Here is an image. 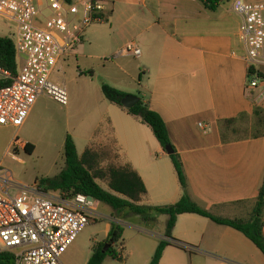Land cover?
Segmentation results:
<instances>
[{
	"label": "crops",
	"instance_id": "1",
	"mask_svg": "<svg viewBox=\"0 0 264 264\" xmlns=\"http://www.w3.org/2000/svg\"><path fill=\"white\" fill-rule=\"evenodd\" d=\"M257 1L264 3L244 0ZM33 2L38 20L50 15L45 0ZM206 3L107 0L103 21L83 28L81 42L58 58L59 69L52 70L49 77L62 83L59 72H63V55H72L75 62L87 65L91 72L96 64L105 66L100 82L137 93L163 117L168 139L183 166L184 191L189 197L213 215L238 218L248 224L253 220L257 188L264 173V134L222 140L219 119L239 111L250 115L256 104L264 108V64L258 65L261 80L247 87L245 46L238 34L241 16L229 10L230 0H217L211 8ZM128 41L138 45L140 52L116 54ZM87 47L96 52L87 51ZM107 54L113 57L105 59ZM15 60L18 68L19 60ZM108 100L110 103L105 104L95 125L80 129L83 148L95 140L103 143L109 137L117 150V162H129L142 179L146 192L140 204L176 202L184 191L168 153L149 126ZM35 102L23 123L13 128L42 118ZM71 138L80 154L72 134ZM26 141L31 140H23ZM47 193L63 192L51 189ZM153 216L145 220L155 228L153 238L142 240L145 245L136 249L142 253L141 264L151 257L158 238L168 240L163 234L166 215L155 212ZM174 217L170 235L184 246L169 241L156 264H226L229 259L241 264H264L263 250L237 226L188 210L178 211ZM102 222L104 238L111 221Z\"/></svg>",
	"mask_w": 264,
	"mask_h": 264
},
{
	"label": "built area",
	"instance_id": "2",
	"mask_svg": "<svg viewBox=\"0 0 264 264\" xmlns=\"http://www.w3.org/2000/svg\"><path fill=\"white\" fill-rule=\"evenodd\" d=\"M106 1L45 0L50 15L38 20L33 0H0V17L14 23V56L19 60L16 75L0 86V125L19 127L41 93L59 103L68 101L63 84L49 76L59 69L58 58L81 42L83 28L103 21ZM229 10L241 16L238 34L245 46L247 67L264 64V3L230 0ZM139 52V46L128 41L116 54ZM5 75L9 70L0 66V76ZM261 78L253 73L246 86H254ZM11 140L10 144L25 145L16 135ZM7 153L14 156L10 150ZM9 177L5 172L0 178V249L13 253L11 264H62L60 255L77 231L98 215L94 199L81 191L48 194L35 180L13 184ZM9 185L14 186L13 193L7 190ZM261 217L264 236V207ZM226 264L241 263L229 259Z\"/></svg>",
	"mask_w": 264,
	"mask_h": 264
},
{
	"label": "trees",
	"instance_id": "3",
	"mask_svg": "<svg viewBox=\"0 0 264 264\" xmlns=\"http://www.w3.org/2000/svg\"><path fill=\"white\" fill-rule=\"evenodd\" d=\"M68 2L69 0H65ZM206 5L211 8L217 0H202ZM14 42L13 39L2 35L0 37V66H3L9 70V75L0 76V86L9 82L13 76L17 73V63L14 56ZM261 75L260 69L253 65L247 67V80L250 79L253 73ZM102 93L111 101L127 113H131L139 118V120L145 123L151 129V133L159 141L164 148L166 144H171L166 132V126L164 119L154 108L152 109L148 103L144 102L142 98H139L133 104L128 107H123L121 104V98L126 94L125 91L114 87V85L102 81L99 84ZM245 118L249 119L250 133H238L233 132L238 128L235 121L238 122ZM219 134L222 140L230 139V137H244L255 136L257 134H264V108L261 105L256 104L252 107L250 115L239 111L235 115L228 118L219 119ZM63 167L60 168L52 176H45L36 179L42 190L58 189L65 194L75 193L81 191L87 196L92 197L94 200L106 202L111 209L121 214V211H132L142 217L144 220L153 219V213L162 212L166 215L167 220L165 223V229L163 234L168 237L163 239L158 238L157 244L153 250V253L146 264H156L158 257H160L164 246L168 243L175 242L177 245L184 246L183 243L177 242L170 235L172 225L174 223L175 214L181 210H188L201 215H207L213 218V220L222 223L233 224L241 229L247 237L255 242L264 253V236L262 235L260 224L261 217L260 212L264 205V173L261 182L258 184V194L256 197L255 206L253 209V220L251 223H245L238 218H223L213 215L206 208H202L195 201H193L188 193L184 191L185 176L183 172V166L181 165L179 154L173 148L171 153H168L172 166L177 173L180 186L183 189V193L179 199L170 204H154L145 205L140 204L139 200L145 194V188L142 183V179L139 176L137 170L129 164V162H112V160H106L102 165L100 162L109 154V146L95 145L90 143L85 145L80 154L77 153L75 143L72 140L68 132L63 136ZM33 143L26 141L25 149H31ZM115 160H117V150L115 147ZM96 178H105L106 186H100L96 182ZM123 226L119 222L111 221L110 227L104 236V241L109 242L106 248L101 250V244L94 246L90 256H88L85 264H99L103 256L110 254L112 257H118L117 252L113 248V243L119 238ZM13 253L8 249H0V264H11Z\"/></svg>",
	"mask_w": 264,
	"mask_h": 264
},
{
	"label": "rangeland",
	"instance_id": "4",
	"mask_svg": "<svg viewBox=\"0 0 264 264\" xmlns=\"http://www.w3.org/2000/svg\"><path fill=\"white\" fill-rule=\"evenodd\" d=\"M1 35L13 38V22L4 17H0V37ZM86 50L92 53L96 52L89 47ZM105 57L108 59L113 55L107 54ZM61 59L63 72H59V74L63 75L62 83L67 91L68 101L65 104L59 103L54 98L41 93L36 97L35 105L43 113L42 118L19 129H15L11 125L0 126V178L7 172L10 175L9 180L13 184H26L34 179L55 174L63 167L64 133L68 132L70 136L72 134L75 137L77 148L81 152L84 145L83 139L79 138L80 129L92 128L96 123L95 120L103 115L105 104L110 103L99 87L101 73L105 66L96 64L91 72L87 65L75 62L72 55L65 57L63 55ZM235 123L238 128L233 132L234 134L251 132L248 118L242 121L239 119ZM14 135L22 140L30 139L34 146L31 149H25V145L23 147L15 143L7 145ZM94 143H96L95 145L107 144L110 149L109 154L102 159L100 165L106 160L117 161L112 139L108 137L103 143L97 142V140ZM7 150L13 152L14 156H10ZM95 180L100 186L107 187L105 178H96ZM14 189L13 185H9L7 190L13 193ZM93 202L98 215L94 221H90L77 231L72 245L67 247V250L65 249L64 254L62 253V264H85L92 252L93 244L95 246L98 245L97 243L101 244L102 250L105 243L102 237L103 219L121 223L123 230L120 233L119 242L116 240L112 245L118 257L106 254L99 264H141L142 253H137L136 249L145 245L142 240L153 238L151 232L155 228L148 225L136 212L121 211V217L111 209L108 203L96 200ZM92 237H97L98 240H93Z\"/></svg>",
	"mask_w": 264,
	"mask_h": 264
},
{
	"label": "water",
	"instance_id": "5",
	"mask_svg": "<svg viewBox=\"0 0 264 264\" xmlns=\"http://www.w3.org/2000/svg\"><path fill=\"white\" fill-rule=\"evenodd\" d=\"M139 95L137 93H132V92H128L126 93L122 98H121V105L123 107H128L130 104H133L135 101H137L139 99ZM164 150L167 153H171L173 151V148L170 144H166L164 147ZM109 244V242H105L104 246L102 248V250L107 247V245Z\"/></svg>",
	"mask_w": 264,
	"mask_h": 264
},
{
	"label": "flooded vegetation",
	"instance_id": "6",
	"mask_svg": "<svg viewBox=\"0 0 264 264\" xmlns=\"http://www.w3.org/2000/svg\"><path fill=\"white\" fill-rule=\"evenodd\" d=\"M104 246V245H103Z\"/></svg>",
	"mask_w": 264,
	"mask_h": 264
}]
</instances>
